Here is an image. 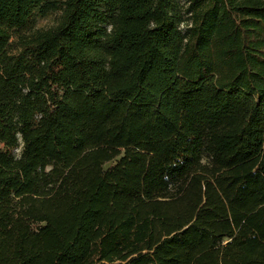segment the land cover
Listing matches in <instances>:
<instances>
[{
    "label": "trees",
    "instance_id": "16d2710c",
    "mask_svg": "<svg viewBox=\"0 0 264 264\" xmlns=\"http://www.w3.org/2000/svg\"><path fill=\"white\" fill-rule=\"evenodd\" d=\"M0 264H264V0H0Z\"/></svg>",
    "mask_w": 264,
    "mask_h": 264
},
{
    "label": "rangeland",
    "instance_id": "374dc122",
    "mask_svg": "<svg viewBox=\"0 0 264 264\" xmlns=\"http://www.w3.org/2000/svg\"><path fill=\"white\" fill-rule=\"evenodd\" d=\"M184 3L185 0H180ZM37 19V26L38 27H50L53 26L59 17V12L48 11L47 8L44 10V14L40 15ZM13 37L11 41V49L13 52H19L23 48V44L25 42L26 32L21 29L13 30ZM21 148L17 150L20 152Z\"/></svg>",
    "mask_w": 264,
    "mask_h": 264
}]
</instances>
